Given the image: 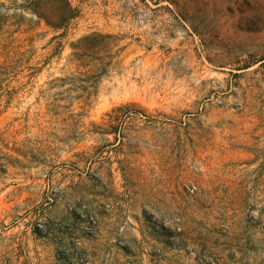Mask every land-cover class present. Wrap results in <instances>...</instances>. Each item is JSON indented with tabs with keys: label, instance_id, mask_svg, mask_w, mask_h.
<instances>
[{
	"label": "rangeland",
	"instance_id": "rangeland-1",
	"mask_svg": "<svg viewBox=\"0 0 264 264\" xmlns=\"http://www.w3.org/2000/svg\"><path fill=\"white\" fill-rule=\"evenodd\" d=\"M0 264H264V0H0Z\"/></svg>",
	"mask_w": 264,
	"mask_h": 264
}]
</instances>
